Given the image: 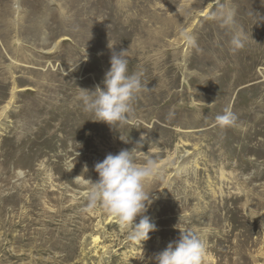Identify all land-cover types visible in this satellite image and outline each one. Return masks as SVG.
Listing matches in <instances>:
<instances>
[{"label": "rangeland", "instance_id": "374dc122", "mask_svg": "<svg viewBox=\"0 0 264 264\" xmlns=\"http://www.w3.org/2000/svg\"><path fill=\"white\" fill-rule=\"evenodd\" d=\"M121 51L141 89L134 116L111 127L81 89L103 88ZM11 97L0 264H156L186 230L205 241V264H264V0H0V110ZM229 107L236 120L221 127ZM121 150L158 166L146 187L156 230L141 244L81 183Z\"/></svg>", "mask_w": 264, "mask_h": 264}, {"label": "clouds", "instance_id": "9594fccd", "mask_svg": "<svg viewBox=\"0 0 264 264\" xmlns=\"http://www.w3.org/2000/svg\"><path fill=\"white\" fill-rule=\"evenodd\" d=\"M219 18L231 23L232 9L222 7ZM231 43L235 48L242 47L240 35H234ZM126 57L123 51L112 53L103 88L97 86L91 92L81 89L85 110L93 112L95 121L105 122L111 127L117 123H128L134 116L133 100L141 89L139 76L128 74L129 61ZM216 120L221 127H228L234 124L236 117L229 107ZM73 166L71 164L68 171ZM94 171L98 174L97 181L85 179L84 176L81 178V183L87 188L84 195L89 206L94 208L98 202H102L103 207L126 230L129 240L141 244L149 239L148 234L156 230V225L146 213L155 197L147 194L146 187L158 175L155 162L149 160L144 165H137L129 150H121L115 155L109 153L102 162L95 163ZM206 259L205 241L188 230L155 257L156 264H205Z\"/></svg>", "mask_w": 264, "mask_h": 264}, {"label": "bare ground", "instance_id": "6f19581e", "mask_svg": "<svg viewBox=\"0 0 264 264\" xmlns=\"http://www.w3.org/2000/svg\"><path fill=\"white\" fill-rule=\"evenodd\" d=\"M213 2H214V0H213ZM13 95H14V94H13ZM13 95H12V97H14ZM12 97L10 98L9 101H7V102L2 106V108H1V110H0V117H1L2 115H4V112H5L6 108L9 106ZM94 236H95V235H94ZM96 240H97V237L95 236V238H94L93 241L95 242ZM98 240H99V239H98Z\"/></svg>", "mask_w": 264, "mask_h": 264}]
</instances>
